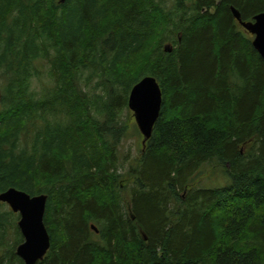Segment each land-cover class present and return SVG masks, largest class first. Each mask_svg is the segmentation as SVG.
<instances>
[{
	"label": "trees",
	"instance_id": "16d2710c",
	"mask_svg": "<svg viewBox=\"0 0 264 264\" xmlns=\"http://www.w3.org/2000/svg\"><path fill=\"white\" fill-rule=\"evenodd\" d=\"M168 2L0 0V193L47 194L36 264H264V57L232 11L264 0ZM149 75L161 113L122 159ZM207 162L231 184L195 186ZM18 219L0 201V264H25Z\"/></svg>",
	"mask_w": 264,
	"mask_h": 264
},
{
	"label": "water",
	"instance_id": "95a60500",
	"mask_svg": "<svg viewBox=\"0 0 264 264\" xmlns=\"http://www.w3.org/2000/svg\"><path fill=\"white\" fill-rule=\"evenodd\" d=\"M232 11L239 23L254 35L253 46L264 57V11L255 15L251 21H243L241 13L235 7H232ZM166 50L171 51L172 47L169 45ZM162 104L163 90L154 76H145L131 89L128 106L144 136V146L152 135ZM47 200V194L32 196L15 187L0 193V201L7 203L14 212L20 214L18 225L24 241L17 246L16 253L25 264H36L43 260L51 246L50 234L44 221ZM91 227L98 231L94 224Z\"/></svg>",
	"mask_w": 264,
	"mask_h": 264
},
{
	"label": "rangeland",
	"instance_id": "374dc122",
	"mask_svg": "<svg viewBox=\"0 0 264 264\" xmlns=\"http://www.w3.org/2000/svg\"><path fill=\"white\" fill-rule=\"evenodd\" d=\"M172 2L173 0H169L168 4L170 5ZM1 84L2 82L0 81V90ZM32 87L38 92H42L43 90L42 82L38 81L37 77L33 79ZM121 118L128 127L127 135L120 145V156L123 157L122 159L125 157L133 159L141 151L142 145L140 146V144L142 141V135L138 132L139 129L136 124L133 111L129 107L122 110ZM128 167L129 163L127 162L125 164V168L127 169ZM228 168L229 166L223 164L222 162L205 163L194 177L195 186L200 188H217L231 184L232 179L227 171Z\"/></svg>",
	"mask_w": 264,
	"mask_h": 264
},
{
	"label": "bare ground",
	"instance_id": "6f19581e",
	"mask_svg": "<svg viewBox=\"0 0 264 264\" xmlns=\"http://www.w3.org/2000/svg\"><path fill=\"white\" fill-rule=\"evenodd\" d=\"M3 192V191H2Z\"/></svg>",
	"mask_w": 264,
	"mask_h": 264
}]
</instances>
